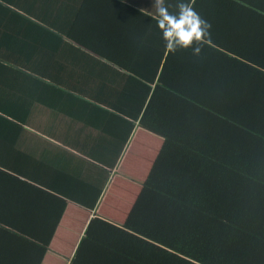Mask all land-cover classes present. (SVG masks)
I'll return each instance as SVG.
<instances>
[{
    "label": "crops",
    "instance_id": "1",
    "mask_svg": "<svg viewBox=\"0 0 264 264\" xmlns=\"http://www.w3.org/2000/svg\"><path fill=\"white\" fill-rule=\"evenodd\" d=\"M153 4L0 0V224L41 249L37 226L55 223L41 264H70L100 201L117 193L107 190L115 173L128 167L134 179L147 176L162 143L149 124L181 134L197 124L187 106L150 104L165 63L186 79L195 63L215 66L219 53L226 61L251 50L252 36L264 31V0H195L211 42L199 56L172 54ZM15 246L0 238L3 257ZM37 246L23 243L28 254Z\"/></svg>",
    "mask_w": 264,
    "mask_h": 264
},
{
    "label": "trees",
    "instance_id": "2",
    "mask_svg": "<svg viewBox=\"0 0 264 264\" xmlns=\"http://www.w3.org/2000/svg\"><path fill=\"white\" fill-rule=\"evenodd\" d=\"M252 37L251 50L195 63L186 79L165 63L150 104L187 106L197 124L183 134L149 124L162 142L149 173H115L107 190L117 193L100 201L70 264H264V31ZM55 226H37L38 249L0 224L16 245L7 257L0 247V264H41ZM25 242L37 249L28 254Z\"/></svg>",
    "mask_w": 264,
    "mask_h": 264
},
{
    "label": "clouds",
    "instance_id": "3",
    "mask_svg": "<svg viewBox=\"0 0 264 264\" xmlns=\"http://www.w3.org/2000/svg\"><path fill=\"white\" fill-rule=\"evenodd\" d=\"M153 5L154 18L169 53L191 49L193 55L199 56L211 42L212 25L195 10V0H177L174 5L167 0H154Z\"/></svg>",
    "mask_w": 264,
    "mask_h": 264
}]
</instances>
